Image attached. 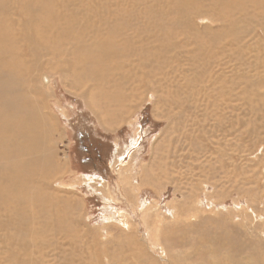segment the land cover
I'll list each match as a JSON object with an SVG mask.
<instances>
[{
  "label": "rangeland",
  "instance_id": "1",
  "mask_svg": "<svg viewBox=\"0 0 264 264\" xmlns=\"http://www.w3.org/2000/svg\"><path fill=\"white\" fill-rule=\"evenodd\" d=\"M260 1L246 14L199 1L206 12L185 17L177 0H46L54 33L80 34L74 46L88 50L120 32L125 41L116 43L129 40L131 59L117 75L124 72L125 98L119 110L102 111L82 94L88 85L72 86L69 71L54 70L53 61L38 79L16 83V92L31 95H24L30 114L46 121L37 144L49 154L48 177L16 180V193L24 203L43 182L48 203L11 240L14 220H0V253H53L48 264H213L219 253L228 264H264ZM26 4L35 10L41 2L0 0V26L11 36L6 55L27 43L20 35L28 19L19 12Z\"/></svg>",
  "mask_w": 264,
  "mask_h": 264
},
{
  "label": "bare ground",
  "instance_id": "2",
  "mask_svg": "<svg viewBox=\"0 0 264 264\" xmlns=\"http://www.w3.org/2000/svg\"><path fill=\"white\" fill-rule=\"evenodd\" d=\"M26 1H39L41 2V4L38 6L39 8L37 9L36 7L35 10L33 9V6L29 4H26L22 9L19 10V12H25V15L23 17H26L28 19L27 30L24 33L21 32L20 35L22 36V39L27 42L23 48L19 47L23 50H15V48L11 46L8 47V55H6V37L11 36L9 35V32H7V29L5 27L0 26V32L4 35L3 37H0V217H2L0 218V220H11V218L14 220V224L16 227L13 233L11 234V237H9V240L14 238L18 234V231L23 225L26 224V226L32 227L35 223V218L33 217L34 211L43 210L48 203V201H46L47 197L44 193V188L42 187L43 182H40L39 184L33 187V199L29 200L27 197L24 196L26 199L24 203H22L23 198L19 196L18 193H16V189L18 186L16 180L29 178H31L30 180H33L34 177L35 179H39L40 176L46 178L48 177L49 173V168L47 167V163L49 161V154L46 151L44 155L45 148H40L37 144L42 143V139L46 138V136L44 135L45 131L47 132L46 121L43 119L40 112L34 111L32 115L30 114V112L26 108V99L24 95L26 97H31V95H29L28 92H16V83L20 81L23 83L26 78L34 80L38 79L42 73V67H47V65L49 63L51 64L53 61L55 62V66L53 67L54 70L63 72L66 69V71H69L68 76H66L70 77L72 86H83L84 89V85H88L89 88L86 91L84 89L85 92H82L83 90L81 92L84 96L87 97V99H89L88 102L91 105H95V107H98L106 113L109 112L110 107L113 105H115L117 107V110H119L125 98L124 90L126 88H124L123 90L122 81L125 78L123 75L124 72L123 74L121 73L122 76L120 77L117 75H120V70L123 69L122 66L125 63L124 61L131 59L130 55L131 51L133 50L128 49V45L130 44L128 43L129 40H126L127 43L125 45H121L122 42L116 43V41H123L122 39H124L120 38L121 32L118 34H109L103 39L97 38L92 44L91 48L88 50L85 49L83 45L79 42L76 43L74 46V40H76L77 35L80 34H69L68 32H70V29H58V32L54 33L57 29H53L52 27L54 26V22L49 19V13L52 14V12H50L52 10L50 6H47L46 0ZM199 1L202 2L204 0H177V3L174 2V5L175 7L177 6L176 8L178 9V11L182 12L185 17L190 11L194 12L198 16L199 14L206 12L205 8H199L197 6L199 4ZM208 1L212 5H217L216 9H220V11H223L224 13H227L231 9H236L238 10V12L246 14L244 12H247V8L249 6L250 8L252 6L253 9L258 10L262 5L260 0H248L246 3L240 2L241 0ZM177 9L176 12H178ZM210 9L213 8H209V10ZM31 15H33V18H30ZM43 16L45 17L44 19H46V22H43L44 24H46L44 27L42 26L43 23L41 20L43 19ZM178 17L181 18V16L179 15ZM180 18L177 19L180 20ZM178 20L176 22H178ZM4 21L7 22L6 19ZM91 30H94V26H91ZM176 30L178 31L179 29ZM72 44V49L69 51L67 45ZM161 46L163 48H161ZM164 48L167 50L169 47L164 44L160 45V48H157L158 51L161 52L160 54L166 52ZM133 55L135 56L136 54ZM162 56L163 55H161V57ZM137 59L140 62V65H146V58L144 60L141 56L137 55ZM26 61H29L28 64L30 65L25 64ZM112 62L113 64L116 62L119 65H113ZM112 65L114 66L113 68L111 67ZM160 66L159 70L162 69L160 68ZM149 71L151 72V70ZM117 72H119V74H117ZM141 76L142 75H140V77ZM112 79H116V81L110 83L112 82ZM149 82H151V80H149ZM28 99L30 100L31 108H36V100H34L33 98ZM110 110L112 111V108ZM110 116L112 117V113ZM25 157H27V159ZM37 157L43 158L44 161L42 163L38 162ZM46 167L47 174L44 175L42 173L46 170ZM58 202L66 204V200L63 198H61ZM20 205L25 206L23 208H20ZM18 210L21 211L17 214H13V212H16ZM4 211H6V215ZM23 214L25 218H21ZM7 216H9L10 219ZM218 254L219 253H215L214 260H212L213 264L229 263L227 260H225L229 259L228 256H220ZM223 254L224 253H222V255ZM52 255L53 253H35V255L34 253H0V264H38L46 262L48 264V257ZM97 257L99 256L97 255ZM100 260L101 258H99V261ZM253 260L255 263L258 262L255 259Z\"/></svg>",
  "mask_w": 264,
  "mask_h": 264
}]
</instances>
